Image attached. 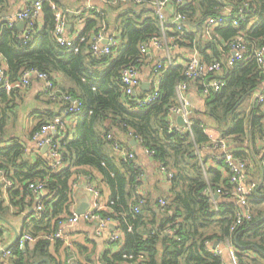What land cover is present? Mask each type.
I'll return each instance as SVG.
<instances>
[{
  "label": "trees",
  "instance_id": "trees-1",
  "mask_svg": "<svg viewBox=\"0 0 264 264\" xmlns=\"http://www.w3.org/2000/svg\"><path fill=\"white\" fill-rule=\"evenodd\" d=\"M4 1L0 0V4ZM63 1L43 0L42 22L36 25L35 21L26 40L21 38L13 23H0V55L5 60L9 79L16 81L23 69L58 75V80L64 79L69 85L65 88L57 82L60 94L68 95L79 104L78 111L72 116L75 120L73 131L59 141L68 166L58 173L50 174L46 160L41 157L33 162L24 158V145L19 140L0 148V168L13 182V189L9 191L11 207H19V213L27 212L30 203L26 204L25 199L34 195L27 189L28 184L50 175L43 212L29 221L33 229L27 233L33 237L52 233L60 219L72 216L73 177L92 176L90 171L85 170L91 168L96 170L111 191L107 204L110 211H103L101 215L110 217L123 236L121 248L114 251L118 243L108 246L99 259L100 264H129L138 257V264H220V257L207 247V242L212 245L215 239L229 241L233 245L237 264H263L264 158L261 166L263 182L248 196L251 219L231 231L234 213L238 210L236 204L228 197L220 196L218 211H214L204 193L208 187L213 192L231 189L229 177L222 178L219 172V167H222L228 175V169L224 164H219L217 168L207 164L205 178L198 158L191 156L195 147L207 145L209 136L218 134L224 140L232 139L234 143L247 141L248 146H238L233 152L236 158L246 160L249 143L254 145L257 139H264V101L246 107L252 94L262 91L261 77L254 60L237 61L231 68H223V88L204 99V111L194 112V115L200 113L204 118L192 117V137L189 133L170 132L167 112L176 104L175 87L185 80L184 67L178 65L165 69L159 84V99L143 108H137L132 97L124 96L119 77L121 68L140 66L144 56L140 46L159 34L155 14L146 9L152 0H140V4L132 1L133 6H137L135 10L132 7L119 14L113 24L109 23L107 16L112 17L117 8L108 5L104 11H94L84 20V29L78 37L89 32L95 34L101 28L105 32L117 31L119 44L114 49L116 54L104 57H95L90 53L87 35L83 43L77 46L76 42L71 48L56 42L52 6L63 8ZM120 3L118 1L114 6ZM171 5L187 17V25L200 23L199 26L208 17L220 15L225 8L232 9L233 17L242 10L244 20L239 27L225 25L219 33L226 41L243 34L252 46L264 47V0H190L186 4ZM184 37L188 41L195 40L186 34ZM195 44L202 54L206 46L200 39ZM208 47L212 50L211 60L220 61L214 46L208 44ZM205 57L207 62H211L209 56ZM192 88L198 90V84H190L188 90ZM19 90L17 87L7 94L0 89V137L7 119L5 111L11 108L13 97ZM53 103L57 105V112H46L48 120L39 122L30 138L69 106V103H64L65 106ZM67 131L66 134L70 132ZM108 135L111 140H107ZM131 141L151 152L152 160L171 173L168 191L162 194V199L151 202L147 197L135 195V191L143 185V179H138L143 176V171L133 162L117 159L112 149V142H117L133 151L129 146ZM159 200L166 202L163 208L159 207ZM140 201L143 202L141 205ZM136 206H139L138 213L133 210ZM9 210L10 207L0 202V219L5 220ZM214 226L217 232L212 231ZM14 247H11L12 254L19 258L17 264H22L23 260L25 264H36L42 259H47L50 264H65L54 259L50 251V247L57 250L62 247L61 241L51 245L40 238L23 251H15ZM78 251L85 253L80 247ZM129 256L133 259H128ZM88 259L86 257L84 262ZM78 263L83 264L81 261Z\"/></svg>",
  "mask_w": 264,
  "mask_h": 264
},
{
  "label": "built area",
  "instance_id": "built-area-1",
  "mask_svg": "<svg viewBox=\"0 0 264 264\" xmlns=\"http://www.w3.org/2000/svg\"><path fill=\"white\" fill-rule=\"evenodd\" d=\"M89 1V0H87ZM102 3L108 6L115 5L118 1L126 2L127 0H100ZM135 4H140V0H132ZM219 2V0H215ZM184 0H152L153 13L155 14L158 26V36H153L147 43L140 46V52L146 56L150 48L158 49L162 51L163 57L159 59L152 71V80L150 81L149 91L138 97L134 95L139 91L141 81L139 78L138 70L133 66H125L119 71L120 82L124 96L132 97L134 99V105L137 108L148 107L154 104L160 97L159 84L162 74L165 69L171 66H176V62L172 57V47L179 42L183 41L184 29L187 25V17L176 11L172 4H184ZM43 0H27L26 6L15 15L12 19L17 22H23L26 26L25 33L22 35V39L26 40L32 32L34 23L41 16ZM55 24L53 28V36L56 42L63 47H74L76 42L77 46L85 41V37L68 38L66 36V15L62 10H54ZM232 9L225 8L220 15L208 17L201 28L200 35L207 41L214 43L211 37V33L225 25L231 24L233 27H239L240 22L244 20V14L240 10L235 17L232 16ZM9 22H12L10 20ZM13 23V22H12ZM89 51L95 57L112 56L114 49L118 46V41L115 34H107L103 28L97 33L89 35ZM223 47L227 50L225 60L213 61L209 65H203L197 58L196 54H193L184 63V77L185 80L175 87V106L168 109L167 121L169 122V131L179 134L189 133L192 137V115L194 108L191 102L186 97V92L190 84H198V94L205 99L207 96L213 93H218L224 86V67L231 68L237 61H245L252 58L259 70L261 77V84H264V47L252 46L247 38L243 34H238L233 38L225 41ZM77 51V50H75ZM41 82L44 87V92L48 96V99L52 102H59L62 104L69 103V106L62 110L59 116L44 124L40 130L34 133L30 141L36 146L37 151L46 147V153L48 155L47 167L50 174L58 173L59 170L68 166L67 159L64 152L61 150L59 141L60 138L65 136L64 121L72 118L73 113L78 111V102L68 95L60 94L57 88L58 77L48 75L46 73L39 72L35 69H23L19 78L16 81H11L5 65V60L0 55V89L4 90L7 94L12 92L15 88L25 89L32 81ZM264 101V92H256L254 97V103H262ZM182 118L183 125H178L177 118ZM110 135L107 136V140H111ZM264 144V139L262 140ZM112 149L117 155L119 160L126 163L133 162L135 166H139L135 153L128 149L125 145H121L117 142H112ZM203 150L208 152H218L209 156L211 162L216 164H224L228 169L229 183L232 188L226 191L217 190L213 192L210 187L204 191L209 197V201L214 211H218L217 200L220 196L228 197L232 200L238 210L234 213V222L231 226V231H234L236 227L242 225L244 221L251 219V207L249 205L248 196L254 191L256 184L245 185V178L248 171V165L245 160L236 158L233 152L228 149V142L224 139L214 138L209 136V143L201 148L195 147L194 153L198 158L203 175L207 178V161L201 154ZM146 155L152 159V153L145 150ZM160 172L167 177L168 183L171 178V173L162 168ZM48 175L44 180L39 182L30 183L27 189L37 196V202L35 204V216H39L43 212V200L46 197V186L49 179ZM141 176V175H140ZM139 180L143 179V176ZM85 180H90V177H85ZM88 182V181H87ZM86 188L92 197L90 210L86 211L83 215L77 216L72 212V216L68 218H62L57 223V229L49 234L33 237L29 233H21L16 237L14 243L15 251H23L27 245H33L38 239L48 241L51 245H54L56 241H61L64 250H68L70 247V241L64 236L65 228H72L79 223L80 220L86 223H93L96 225L94 236L101 238L104 232L108 231L107 239L105 243L107 246L115 245L121 240V232L110 231L113 221L109 217H104L101 212L104 211L102 205L101 194L89 183H86ZM13 189V182L7 176V173L0 168V191L9 192ZM136 196H142V188H138L135 191ZM217 195L218 198L214 199ZM143 202L140 201L141 205ZM166 202L159 200V207L163 208ZM139 206H136L133 210L138 213ZM130 230V229H128ZM225 246L231 251L232 244L229 241L225 242ZM0 250H3L2 243L0 241ZM12 248L4 251V257L12 256ZM216 255H220L219 251H215ZM128 259H133L129 256ZM140 257L129 264H138ZM72 260V261H71ZM65 264H79L74 262L73 258L68 259Z\"/></svg>",
  "mask_w": 264,
  "mask_h": 264
},
{
  "label": "crops",
  "instance_id": "crops-1",
  "mask_svg": "<svg viewBox=\"0 0 264 264\" xmlns=\"http://www.w3.org/2000/svg\"><path fill=\"white\" fill-rule=\"evenodd\" d=\"M132 0H127L126 2H121L120 4L114 6L117 8L113 13L112 17L107 16L110 24H113L114 18L118 17L119 14L122 15L124 12H127L130 8H135L137 6H133L131 3ZM190 2V0H184V4ZM27 4V0H5L2 4H0V23L1 22H9L12 20L15 28L18 30L20 35H23L26 30V26L22 30L17 28V21L12 19V16L15 15L17 12L21 11ZM63 8L62 11L67 13L66 15V36L68 38H75L80 36V33L84 29V20L89 16H92L93 12H101L103 9H106L104 3L100 0H64L63 1ZM132 5V6H131ZM60 7L55 8L52 6L53 10H61ZM146 9L149 11H153L152 4L150 2L146 5ZM104 11V10H103ZM223 11V10H222ZM221 11V12H222ZM10 22V23H12ZM42 22V16L36 20V25H40ZM200 24V23H198ZM198 24L194 25H186L184 29V35H188L189 37H193L194 41H188L187 38L182 36L183 41L179 42L172 47V57L174 62H176V66H184L185 61L188 60L190 56L196 54L197 58L203 65H209L213 61L211 60L213 57L212 50L207 46L211 44L214 46L215 51L218 54V58L221 60H225L227 50L223 47V44L226 40H224L223 36L219 33L221 28L214 30L211 33V37L214 40V43L207 41L200 35L201 28L204 22L199 26ZM107 34H115L117 39V31H109L106 32ZM87 36L91 35L89 32L86 34ZM85 35V36H86ZM201 40L202 44L205 45L203 53H199L195 42L197 40ZM118 41V39H117ZM119 44V43H118ZM116 53H114L115 56ZM209 56L211 62L206 61V57ZM163 57L162 51L154 48H150L148 54L143 56L140 60V66L136 69L138 70L139 78L141 81V86L139 91H137L138 95H143L147 93L150 88V81L152 80V71L155 67L156 63ZM3 58V57H2ZM4 59V58H3ZM209 60V61H210ZM217 61V59H215ZM6 65V64H5ZM58 79L59 76L57 75ZM58 84L60 83L62 87H69L64 79L57 80ZM149 85L147 90L142 89V85ZM261 89L264 92V84H261ZM260 92V91H257ZM136 93V94H137ZM254 92L252 96L246 102V107H250L252 103H254ZM186 97L191 102L194 112H202L205 110L204 106V99L198 94L197 89L194 88L188 90L186 92ZM18 100V101H17ZM17 101V102H16ZM48 96L44 92V87L41 82L36 80L32 81L30 86L25 89H20L16 95L13 97V102L11 103L10 107L7 111H5L6 116V123L4 124V133L0 137L2 143H0V148L9 146L12 144L13 140H19L24 145V158L30 159V161H34L37 157H41L42 159L46 160L48 163V155L47 153H42L41 150L37 151L36 146L30 141V135L34 131V128L38 125L39 122L44 121L46 122L48 119L46 116V112H57V105H54L53 102H49ZM21 102L20 104H18ZM10 104V103H9ZM203 106V107H199ZM249 110V108H248ZM193 118H204L203 115L199 113V115H192ZM44 119V120H43ZM51 121V120H49ZM65 135H70L73 131V127L75 125L74 118H69L64 121ZM68 130V131H67ZM66 131L69 132L66 134ZM214 138L223 139L221 136H212ZM228 142V149L232 152H236V148L238 146L245 147L248 146V142L244 141L242 143H234L232 139H225ZM243 144V145H239ZM133 152L135 153L136 159L139 163L143 171V185H142V196L147 197L151 202L155 200L162 199V194L168 191L169 183L167 177L160 172V167L156 164L148 155H146L145 150L142 149L139 145L132 147L129 145ZM249 149L246 154V162L248 165V171L246 174V180L244 182L245 185H252V184H261L263 182V175L261 173V166L263 163L264 158V144L262 139H257L254 145L250 142ZM245 150V149H244ZM203 157H205L207 164L214 167H219V164L211 162L209 156L218 154V152H208V150H203L201 152ZM115 156V155H114ZM116 158L119 159L116 155ZM220 168V173L222 174V178H227L228 175L226 174V170L222 167ZM91 172L92 176H88L91 179L85 180L86 176L84 175H74L73 182H72V206L71 211L74 212L75 207L77 204L83 200L85 194L88 192L86 188V183L95 186L96 189L101 194V202L104 206V212H109L110 209L108 208L107 204L111 196V191L104 182H102V177L96 172V170L87 168ZM88 181V182H87ZM81 185L84 187L82 188ZM92 199V197H91ZM89 204L91 205V200ZM0 202L3 203L5 207H10L9 213L6 215L5 220L0 219V229H1V236L0 241L2 243L3 250H0L2 254H0V264H17L19 258L17 256L12 255L9 257H4V251L8 250L12 246H14L15 239L21 233H31L33 226L30 224V220L35 217V204L37 202V196L34 194L33 196H27L25 199V203H30V207L27 209V212H20L17 210L19 207L14 209L12 204L10 203V195L9 192L0 191ZM150 202V205H151ZM155 212H158V209H154ZM117 224L113 222L110 230L111 232L114 230L116 231ZM95 224L86 223L82 220L79 221L76 225L72 228H65L64 236L70 241V247L68 250H64L63 245L58 250L54 247H50V251L53 254V258L57 261H64L66 262L68 259L74 260V262L81 261L83 264H100L99 259L101 258L102 253L108 249L105 240L107 239L108 231L104 232L101 238H97L94 236L95 233ZM217 228H212L213 232H217ZM39 234V236H41ZM122 238L117 245H122ZM212 241V240H211ZM210 241V242H211ZM226 242V241H225ZM225 242H220V240H214V243H217L215 249H213L214 243L211 245L207 242V247L212 250L215 254V251H219L221 254L216 255L220 257V264H237V258L235 256V248L231 247V251L225 246ZM78 247L85 251L84 254L78 251ZM117 246L114 248V251H117ZM86 257H89L88 261ZM42 259L38 263L45 262ZM72 261V260H71ZM263 263V262H261ZM20 264V263H19ZM22 264H25V260H23ZM47 264V263H46ZM50 264V263H49ZM264 264V263H263Z\"/></svg>",
  "mask_w": 264,
  "mask_h": 264
},
{
  "label": "water",
  "instance_id": "water-1",
  "mask_svg": "<svg viewBox=\"0 0 264 264\" xmlns=\"http://www.w3.org/2000/svg\"><path fill=\"white\" fill-rule=\"evenodd\" d=\"M16 26H17V28H18L19 30H22L23 27H24V23H23V22H18ZM66 28H69V26H67ZM147 88H149V85H148V84H147V85H144V84L142 85V89H143V90H147ZM147 91H149V90H147ZM138 96H139L138 93L134 95V97H138ZM177 123H178V125H183V120H182V118H180V117L177 118ZM130 145H131L132 147H134V146H137V143H136L135 141H131V142H130ZM46 150H47L46 147H44V148L41 150V152H42V153H45ZM191 156H192V157H195V153L192 152ZM84 186H85V185H84ZM84 186L81 185L82 188H83ZM217 198H218V196L215 195V196H214V199H217ZM90 199H91V195H90L89 192H87V193L85 194V197L83 198V200H81V202H80L79 204H77V206H76L75 209H74V213H75L77 216H81V215H83L86 211L90 210V204H89ZM15 240H16V239H15ZM15 240H14V241H15ZM216 246H217V243H214V245H213V249H215ZM0 254H2V252H0ZM44 261H45V263L49 264L48 260H44Z\"/></svg>",
  "mask_w": 264,
  "mask_h": 264
},
{
  "label": "rangeland",
  "instance_id": "rangeland-1",
  "mask_svg": "<svg viewBox=\"0 0 264 264\" xmlns=\"http://www.w3.org/2000/svg\"><path fill=\"white\" fill-rule=\"evenodd\" d=\"M18 101V100H17ZM16 101V102H17ZM21 102H19L18 104H20ZM199 107H203V106H199ZM122 242H123V238H122ZM123 244V243H122ZM122 245H117V249L119 250L121 248Z\"/></svg>",
  "mask_w": 264,
  "mask_h": 264
}]
</instances>
